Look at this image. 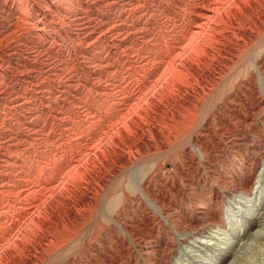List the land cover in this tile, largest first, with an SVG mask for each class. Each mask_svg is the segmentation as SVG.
I'll list each match as a JSON object with an SVG mask.
<instances>
[{
    "label": "rangeland",
    "instance_id": "rangeland-1",
    "mask_svg": "<svg viewBox=\"0 0 264 264\" xmlns=\"http://www.w3.org/2000/svg\"><path fill=\"white\" fill-rule=\"evenodd\" d=\"M263 188L264 0H0V264L213 262Z\"/></svg>",
    "mask_w": 264,
    "mask_h": 264
},
{
    "label": "bare ground",
    "instance_id": "bare-ground-1",
    "mask_svg": "<svg viewBox=\"0 0 264 264\" xmlns=\"http://www.w3.org/2000/svg\"><path fill=\"white\" fill-rule=\"evenodd\" d=\"M202 5V4H201ZM200 5V6H201ZM205 5V4H204ZM214 12V11H213ZM193 13V12H192ZM197 13V12H196ZM203 13V12H202ZM198 14V13H197ZM199 15V14H198ZM203 15V14H202ZM202 15H199L200 17H203ZM209 15V14H208ZM196 17H198V16H196ZM205 17V16H204ZM214 17V16H213ZM208 18V17H207ZM198 32V31H197ZM200 32H202V31H200ZM194 34V33H193ZM195 36V35H194ZM192 40V39H191ZM246 86V85H245ZM245 88V87H244ZM249 88V87H248ZM259 99H261V98H259ZM256 100V99H255ZM232 101V100H231ZM263 101V100H262ZM254 103V102H253ZM256 103H257V101H256ZM259 104V103H258ZM228 105V104H227ZM249 107V106H248ZM252 107V106H251ZM261 107V106H260ZM234 109V108H233ZM254 111V110H253ZM252 117V116H251ZM232 119V118H231ZM242 122V121H241ZM249 122V121H248ZM247 122V123H248ZM246 123V124H247ZM243 125H245V123L243 124ZM231 129V128H230ZM192 130V129H191ZM191 133V132H190ZM204 133V132H203ZM187 137H190V136H187ZM192 138H190V140H191ZM188 140H189V138H188ZM211 141V140H210ZM223 141V140H222ZM185 142V141H184ZM187 142V141H186ZM213 142V141H212ZM188 144V143H187ZM209 144V143H208ZM186 146V145H185ZM204 146H206V144H204ZM216 146V145H215ZM210 147V146H209ZM213 147V146H212ZM198 148V147H197ZM262 148H263V146H262ZM190 149V148H189ZM211 149V148H210ZM193 150V149H192ZM204 150V149H203ZM207 150V149H206ZM224 150V149H223ZM210 151V150H209ZM263 152V151H262ZM238 155V154H237ZM208 157V156H207ZM191 158V157H190ZM220 158V157H219ZM240 159V158H239ZM242 159V158H241ZM210 161V160H209ZM203 162V161H202ZM244 162H245V160H244ZM196 163V162H195ZM243 163V162H242ZM262 163V162H261ZM205 165V164H204ZM240 165V164H239ZM258 167V166H257ZM236 168V167H235ZM240 168L242 169V168H244V166H240ZM248 168H249V166H248ZM192 169V168H191ZM246 169H247V167H246ZM207 170V169H206ZM245 170V169H244ZM239 171V170H238ZM241 171V170H240ZM259 171L261 172V170H260V168H258V170H255V168H252V167H250L249 168V170L246 172L247 174L243 177V178H241V180L240 181H235V184L237 185V187L240 189V190H250V189H254V184H253V180L255 179L254 178V175L256 174V173H259ZM263 171V170H262ZM234 172V171H233ZM242 173V172H241ZM245 174V173H244ZM232 175V174H231ZM237 175V174H236ZM258 175V174H257ZM134 176V175H133ZM135 177H136V174H135ZM206 177V176H205ZM256 179H257V177H256ZM129 181V180H128ZM142 181V180H141ZM205 181V180H204ZM234 181V180H233ZM131 182V181H130ZM179 183V182H178ZM232 183V182H231ZM135 184V183H134ZM229 184V183H228ZM262 184V183H261ZM139 185V184H138ZM181 186V185H180ZM135 188H137V187H135ZM144 188V187H143ZM156 189V188H155ZM162 189V188H161ZM140 190V189H139ZM143 190V189H142ZM158 190V189H157ZM194 190V189H193ZM264 190V188L262 189V191ZM164 191V190H163ZM173 191V190H172ZM149 192V191H148ZM171 192V191H170ZM244 192V191H243ZM249 192V191H248ZM161 193V192H160ZM155 194V193H154ZM250 194V196L252 197H258V192H253V191H251V193H249ZM254 194L256 195V196H254ZM241 197V196H240ZM170 198V197H169ZM249 198V197H248ZM200 199V198H199ZM263 199V198H262ZM159 200V199H158ZM157 200V201H158ZM208 200V199H207ZM250 200V199H249ZM242 202V201H241ZM248 202V201H247ZM250 202V201H249ZM253 202V201H252ZM161 203V202H160ZM172 203V202H171ZM212 204V203H211ZM157 205V204H156ZM160 205V204H159ZM165 205V204H164ZM30 206H32V205H30ZM29 206V207H30ZM209 206V205H208ZM241 206V205H240ZM255 206V205H254ZM202 207V206H201ZM227 207V206H226ZM203 208H204V206H203ZM214 208V207H213ZM212 208V210H208L209 211V213H208V218H210V219H212V220H219L218 218H219V213H218V211L216 210V209H213ZM127 209V208H126ZM169 209V208H168ZM175 209V208H174ZM223 209V208H222ZM130 210H132V209H130ZM143 210V209H142ZM228 210V209H227ZM139 211V210H138ZM151 211V210H150ZM203 211V210H202ZM202 211H201V213H202ZM249 212H244L242 215H243V218H244V221H243V223H241V225H242V227H241V232L243 231V235H241L242 233H240L239 235H237L236 236V239H239V244H238V246H237V249L236 250H234L233 249V247H231V246H233L232 245V242H231V244L228 246V247H225L224 249H220L221 250V252H220V254H219V260H214L213 259V262H210V260L209 259H206V260H204V261H206V262H204V261H202L200 264H226L230 259H232V262L234 261V260H236V261H238L237 260V258H239L240 257V255H242V252L244 251H241L242 249H246V247H247V244H245L246 242H244L246 239H249L250 237H253V239L254 238H256L260 233H261V230L263 231V229H264V202H261V200H260V202H259V204L257 205V208L256 207H254V208H251V209H249L248 210ZM259 211V212H258ZM136 212V211H135ZM155 212V211H154ZM165 212V211H164ZM204 212H205V210H204ZM230 212V211H229ZM200 213V214H201ZM159 214V213H158ZM171 214H173V213H171ZM187 214V213H186ZM111 215V214H110ZM198 216V215H197ZM201 216V215H200ZM132 218V217H131ZM195 218V217H194ZM198 218V217H197ZM205 218V217H204ZM140 219V218H139ZM161 219V218H160ZM184 219V218H183ZM200 219V218H199ZM205 219H207V218H205ZM237 219V218H236ZM115 220V219H114ZM202 220V219H201ZM182 221V220H181ZM187 221V220H186ZM237 221V220H236ZM118 222V221H117ZM203 222V221H202ZM206 223H207V221H205ZM208 222H210V221H208ZM217 222V221H216ZM234 222V221H233ZM110 223V222H109ZM112 223V222H111ZM122 223V222H121ZM155 223V222H154ZM190 223H197V221L196 220H190ZM189 223V224H190ZM235 223V222H234ZM128 224V223H127ZM198 224V223H197ZM200 224V223H199ZM202 224V223H201ZM218 224V223H217ZM176 225V224H175ZM187 225V224H186ZM222 225V224H221ZM237 225V224H236ZM189 226V225H188ZM148 227H150V226H148ZM221 227V226H220ZM223 228H226L227 226L226 225H223L222 226ZM239 227V226H238ZM118 228V227H117ZM116 228V229H117ZM134 228V227H133ZM136 228V227H135ZM138 228V227H137ZM179 228V227H178ZM217 228V227H216ZM234 228V227H233ZM258 228V229H257ZM125 229V228H124ZM254 229H256L255 231H254ZM117 230H119V229H117ZM122 230V229H121ZM195 230V229H194ZM226 231V230H225ZM236 231V230H235ZM234 231V232H235ZM119 232V231H118ZM121 232V231H120ZM130 232V231H129ZM144 232V231H143ZM239 232V231H238ZM237 232V233H238ZM170 234V233H169ZM204 235V234H203ZM136 236V235H135ZM264 236V235H263ZM217 238H220V237H218L217 236ZM258 238V237H257ZM134 239V238H133ZM136 239V238H135ZM153 239V238H152ZM140 240H142V239H140ZM147 240V239H146ZM197 240V239H196ZM233 240V239H232ZM235 240V239H234ZM138 241V240H137ZM168 241V240H167ZM192 241V240H191ZM119 242V241H118ZM169 243V242H168ZM251 243L254 245V243L252 242V239H251ZM119 244V243H118ZM161 244V243H160ZM166 244V243H165ZM210 244V243H209ZM226 244V243H225ZM228 244V243H227ZM235 244V243H234ZM250 244V243H249ZM121 245V244H120ZM144 245V244H143ZM163 245V244H162ZM167 245V244H166ZM198 245V244H197ZM125 246V245H124ZM200 246V245H199ZM103 247V246H102ZM236 247V246H235ZM253 247V246H252ZM123 248V247H122ZM196 248V247H195ZM250 247H248L247 248V250L249 249ZM118 249V248H117ZM102 250V249H101ZM98 251V250H97ZM164 251H165V249H164ZM197 251V250H196ZM200 251H201V249H200ZM208 252V251H207ZM162 253V252H161ZM119 254V253H118ZM243 254H245V253H243ZM246 254H247V252H246ZM112 256V255H111ZM192 256V255H191ZM168 257V256H167ZM193 257V256H192ZM199 257V256H198ZM217 257V256H216ZM243 257V256H242ZM69 258V257H68ZM138 258V257H137ZM202 258V257H201ZM204 258V257H203ZM162 259V258H161ZM240 260V259H239ZM97 261V260H96ZM163 261V259L161 260V262ZM199 261V260H198ZM148 262H150V261H148ZM160 262V264H162ZM164 262V261H163ZM166 262V261H165ZM164 262V263H165ZM171 262V261H170ZM184 262V261H183ZM195 262V261H194ZM230 262V261H229ZM231 262V263H232ZM88 263V262H87ZM97 263V262H96ZM157 263V262H156ZM163 263V264H164ZM259 263V262H258ZM102 264V263H101ZM228 264H230V263H228ZM233 264V263H232Z\"/></svg>",
    "mask_w": 264,
    "mask_h": 264
}]
</instances>
